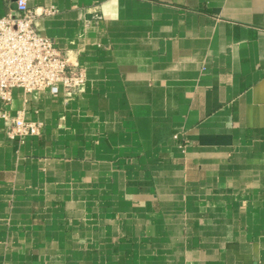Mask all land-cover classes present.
I'll return each instance as SVG.
<instances>
[{"label": "crops", "instance_id": "crops-1", "mask_svg": "<svg viewBox=\"0 0 264 264\" xmlns=\"http://www.w3.org/2000/svg\"><path fill=\"white\" fill-rule=\"evenodd\" d=\"M27 4L86 80L0 102V264H264V0Z\"/></svg>", "mask_w": 264, "mask_h": 264}, {"label": "built area", "instance_id": "built-area-1", "mask_svg": "<svg viewBox=\"0 0 264 264\" xmlns=\"http://www.w3.org/2000/svg\"><path fill=\"white\" fill-rule=\"evenodd\" d=\"M15 10L0 17V102L10 104L12 90L24 94L47 91L55 96L62 93L70 98L85 82L86 74L78 66H70L66 55L54 41L38 33L35 21L39 15H49L52 8L41 14L28 7L27 0H15ZM7 137L23 142L42 132L41 121H29L24 111L8 116L1 112Z\"/></svg>", "mask_w": 264, "mask_h": 264}, {"label": "water", "instance_id": "water-1", "mask_svg": "<svg viewBox=\"0 0 264 264\" xmlns=\"http://www.w3.org/2000/svg\"><path fill=\"white\" fill-rule=\"evenodd\" d=\"M15 1V0H14ZM15 8H16V6H15Z\"/></svg>", "mask_w": 264, "mask_h": 264}]
</instances>
